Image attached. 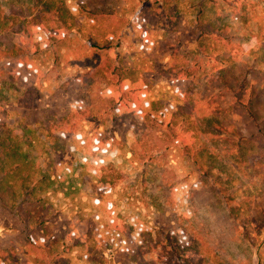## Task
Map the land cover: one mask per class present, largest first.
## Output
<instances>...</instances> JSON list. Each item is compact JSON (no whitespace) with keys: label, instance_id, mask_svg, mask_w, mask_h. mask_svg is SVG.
Returning a JSON list of instances; mask_svg holds the SVG:
<instances>
[{"label":"trees","instance_id":"obj_1","mask_svg":"<svg viewBox=\"0 0 264 264\" xmlns=\"http://www.w3.org/2000/svg\"><path fill=\"white\" fill-rule=\"evenodd\" d=\"M118 1H78L79 9L102 28L101 37L91 35L87 39L97 61L73 77L76 101L59 110L41 106L39 84L48 73L35 57L62 41L72 28L74 17L66 1L0 0V229L3 220L11 222L8 231L0 233V264H70L68 254L74 247L81 248L92 264H105L100 258L111 249L106 235L112 232L128 240L124 250L117 252L126 264H236L221 258L218 251L211 254L209 244L199 238L190 240L183 229L180 234H167L168 249L160 235L155 236L138 219L121 218L114 203L100 207L102 217L98 221L65 218L56 229H48L57 215L52 191L78 168L88 169L95 176L96 192L124 180L125 174L111 159L125 144V128L136 135L133 153L140 161L150 165L156 154L180 146L206 177V190L224 198L236 189L230 171L234 155L255 148L253 162L264 159V69L243 59L251 45L225 21L228 12L220 0H206L218 8L215 17L200 18L186 35L177 0H138L148 10L134 11L128 17L118 16ZM223 1L237 18L242 17L244 11L235 5L239 0ZM158 19L169 39L171 64L159 69L156 77L146 78L137 69L122 65L112 53L132 25L142 38L143 48L152 45L150 34ZM43 33L46 38L37 37ZM160 76L181 97L177 105L160 107L162 101L146 104L147 91ZM13 100L23 106L17 126L7 120ZM229 116L239 117L244 126L238 127ZM90 117L119 125L121 138L114 130H106L77 147L70 134L77 131L80 119ZM35 124L47 131L55 152L69 153L74 160L44 166L29 150L33 145L31 126ZM58 143H62L61 148L55 145ZM157 166L162 174L155 179L170 189L173 171L160 163ZM224 178L228 188L221 184ZM167 191L169 200L171 193ZM259 206L255 219L264 223V196ZM226 208L231 215L241 209L230 204ZM240 217L247 220L244 214Z\"/></svg>","mask_w":264,"mask_h":264},{"label":"rangeland","instance_id":"obj_2","mask_svg":"<svg viewBox=\"0 0 264 264\" xmlns=\"http://www.w3.org/2000/svg\"><path fill=\"white\" fill-rule=\"evenodd\" d=\"M69 11L73 15V25L68 35L49 49L40 52L36 62L48 73L42 80L39 88L42 92L40 100L42 107H56L65 110L76 100L72 94L74 87L73 77L89 70L90 63L97 61L88 45V37H101V25L92 21L87 13L78 7L79 0H65ZM220 3L224 11L228 12L225 21L232 24L237 33L244 37L246 43L251 45L247 56L243 59L256 63L264 69V0H239L236 7L244 11L242 17L237 18L233 9ZM183 35L189 33L199 19L214 18L218 8L206 0H177ZM147 11L138 0H119L116 5L118 16L128 17L134 11ZM161 19V18H160ZM155 20L150 37L153 44L142 46V38L137 34L136 28L129 26L125 32L121 46L113 52L125 67L137 69L138 72L156 77L159 69H166L171 64V54L168 49L169 39L161 20ZM102 32V31H101ZM43 33L40 36L46 38ZM180 41V38H176ZM192 49L193 46H190ZM162 101L160 107L177 105L181 97L171 86L170 82L160 76L157 83L147 91L145 102ZM23 106L13 100V105L8 107L7 120L11 126H17L22 118ZM238 127L244 123L237 116H229ZM126 125L125 123H123ZM126 127V126H125ZM33 145L29 150L34 152L49 167V162L74 160L69 153L52 149L53 140L50 141L47 131L39 124L32 125ZM119 125L114 126L106 118L80 119L77 131L70 134L76 143L89 141L95 134L114 130L118 138ZM125 144L112 158L116 169L125 174L124 180L115 187L102 192L94 191L97 179L88 169L78 168L64 183L56 186L52 191L51 200L55 203V219L50 222L48 229L54 230L64 219L79 220L92 218L98 221L102 217L100 207L114 203L116 213L123 219L131 221L138 219L142 225L151 229L152 233L160 235L162 243L169 247L168 233L180 234L183 229L191 239L199 238L209 244L213 252L221 253V258L228 259L236 264H264V223L255 219L260 211L263 200V174L264 159L253 162L254 150L248 149L241 155H234L230 171L233 175L234 193L228 198L221 193L206 190V179L201 174L194 162L188 157L180 146L164 150L156 157L152 164L140 161L133 153L136 135L129 128H125ZM57 142V141H56ZM58 148L62 143L55 144ZM79 144L77 145V147ZM77 155L76 157H78ZM173 171V182L170 189L163 187L156 176L162 174L158 164ZM222 176V175H220ZM225 178L222 186L228 188ZM171 196L167 200L166 192ZM228 191V190H227ZM229 192V191H228ZM237 206L231 215L226 205ZM244 214L247 220L240 217ZM249 219V220H248ZM245 225L242 224V222ZM11 225L9 220H3L0 233L4 235ZM184 236V235H183ZM111 249L105 250L101 262L105 264H126L118 257L117 252H122L128 244L126 237L120 233L112 232L106 235ZM184 238H186L184 236ZM187 241V239H186ZM182 256H186L185 253ZM70 264H92L84 258L81 248L74 247L68 254ZM100 262V263H101Z\"/></svg>","mask_w":264,"mask_h":264}]
</instances>
